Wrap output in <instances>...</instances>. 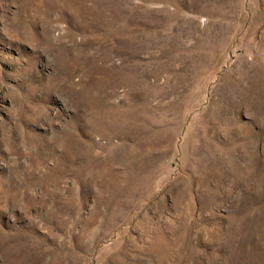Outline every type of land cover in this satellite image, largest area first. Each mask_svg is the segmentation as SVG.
<instances>
[{
	"label": "rangeland",
	"instance_id": "rangeland-1",
	"mask_svg": "<svg viewBox=\"0 0 264 264\" xmlns=\"http://www.w3.org/2000/svg\"><path fill=\"white\" fill-rule=\"evenodd\" d=\"M0 264H264V0H0Z\"/></svg>",
	"mask_w": 264,
	"mask_h": 264
}]
</instances>
